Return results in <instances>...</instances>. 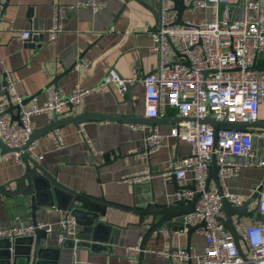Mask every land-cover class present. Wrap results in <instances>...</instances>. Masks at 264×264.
I'll return each mask as SVG.
<instances>
[{
    "label": "crops",
    "instance_id": "1",
    "mask_svg": "<svg viewBox=\"0 0 264 264\" xmlns=\"http://www.w3.org/2000/svg\"><path fill=\"white\" fill-rule=\"evenodd\" d=\"M4 1L8 4H0V84L7 73H15L16 93L24 100L34 97L27 105L35 101L43 103L47 97L44 88L56 77L60 79L51 88L64 94H69L76 85L86 89L97 88L94 94L81 101L77 115L67 110L59 119L50 115L34 118L36 131L45 128L53 120L80 115L101 116L78 124H68L45 134L34 142L32 157L70 190L96 198L103 194L107 202L125 208H132L133 205L145 208L152 199L159 206L177 202V191L179 187L185 186L178 180L176 184L169 181L168 175L146 176L135 183L124 181L136 174L147 175L149 170L154 174L164 172L170 164L184 159L190 153L189 144L168 136L177 124L188 121L177 110L166 107L164 116L152 118L155 120L152 124L136 121L150 119L145 117L142 82L158 65L159 55L153 50V41L145 32V26H157L160 0H141V3L134 0H99L105 3V8L98 12L91 8L69 9L83 0H0V3ZM262 4L264 6V0ZM243 6L241 2L233 7L234 20L244 18ZM54 7L64 8L63 31L57 40L49 42L47 36L43 35L39 39L25 42L21 36L23 31H43L52 25ZM201 18L210 21L212 12L195 10L190 0H185L183 22ZM169 59L177 62L179 56L171 49ZM81 61L77 69L68 71ZM111 70L117 72L120 78H129L132 70H136L139 84L123 95L114 84L98 88ZM255 70L264 76V51L257 56ZM102 117L133 118L135 122ZM257 121L264 122V102L259 106ZM149 126H156L161 134L168 136L163 148L151 154L147 153L145 147ZM249 131L254 135L256 154L264 155V136L261 135L264 131ZM55 134L61 137L63 147L54 146ZM3 155L0 149V186L23 173V166L5 161ZM228 161L244 162V159L230 156ZM213 173L211 170L210 175ZM263 179V169L242 168L238 176L225 180L224 188L246 200ZM211 184L214 185L213 182ZM59 206H63V202L59 205L54 203L53 207L40 209L37 213L38 224L50 225L53 230L47 238V248L53 251L43 252L46 261H40V264H139L138 260L130 263L124 253L127 246L137 244L143 235L142 228L133 226L122 232L118 246L112 250L111 259L104 255L89 256L88 251L81 248H77L74 253L71 248L63 249L59 235L62 232L61 221L66 213ZM76 216L79 224L86 223L90 218L82 212ZM183 217L174 218L173 221L182 222ZM101 220L125 226L138 223L140 219L135 214L106 208L105 217ZM250 223L249 220L244 221L246 225ZM30 225L32 218L23 207L22 198L0 194V231L22 229ZM80 229L81 226H77L76 235ZM175 230L180 228L172 227V239L163 231L158 241L155 236L148 239L142 264H188L158 257L150 252L151 249H186L189 246V252L193 255L192 262L202 255L205 239L198 230L191 234L189 240L187 230L182 234H177ZM0 244L6 245L5 241H0ZM15 263L12 258L10 264ZM16 264H25L24 256H20Z\"/></svg>",
    "mask_w": 264,
    "mask_h": 264
},
{
    "label": "built area",
    "instance_id": "2",
    "mask_svg": "<svg viewBox=\"0 0 264 264\" xmlns=\"http://www.w3.org/2000/svg\"><path fill=\"white\" fill-rule=\"evenodd\" d=\"M195 10L211 11L212 19L201 18L196 21L177 23V15L169 0H160L159 21L156 27L146 24L145 32L153 41V50L159 55V63L153 72L147 75L142 84L144 87L145 117L159 118L165 114V108L177 110L182 118L188 121L177 124L169 132L170 137L190 145V153L184 159L170 164L175 178L183 186H194V191L177 192L176 201L188 204L195 193H201L193 213L185 215L182 228L177 234L186 232L187 227L203 226L198 232L205 239L204 251L195 262L193 255L184 248L173 250L151 249L158 257L188 264H247L238 253L231 234L224 228L220 219L224 217L221 210L222 197L215 185L206 189L210 174V164L215 155L220 166L219 183L223 197L234 206L239 207L245 201L240 195L230 193L224 188L227 178L238 176L242 168L264 170V155L259 156L254 150L251 131L219 129L214 132L213 126L206 123L207 118L216 121L251 123L258 119L259 106L264 102V76L254 69L257 56L264 51V6L262 0H190ZM243 2L244 18L236 21L232 17L233 7ZM74 8H91L98 12L105 8L99 0H83ZM64 8L54 7L52 25L43 31L26 30L22 32L24 41L46 35L49 42L57 40L63 31ZM176 45L179 60L172 64L169 59L170 44ZM82 63L79 62L78 66ZM138 79L136 70L129 78H120L111 70L98 88L114 84L120 94L125 93V85L133 84ZM17 77L9 72L4 77L7 97L16 105H22L24 98L15 91ZM97 88L86 89L76 85L69 94L48 88L46 100L36 101L21 107L20 122L12 120L5 113L7 97H0V139L13 150L3 155L5 161H12L23 166L21 150L35 131L34 118L50 115L61 118L67 110L74 115L79 112L81 101L96 92ZM264 136V134H261ZM168 136L161 134L156 126H149L145 136V147L148 154L163 148ZM215 141L217 143L214 148ZM56 148L63 147L58 134L53 136ZM34 143L28 146L32 152ZM20 150V151H16ZM242 157L244 162L228 161V157ZM148 174H136L125 178L126 182H139ZM256 214L264 218V189L256 205ZM244 218L232 216L231 221L240 237V245L248 262L264 264V223L251 220L244 224ZM62 232L59 243L63 245L73 239L75 243L77 225L75 218L65 215L61 221ZM44 229L52 233L50 225L38 224L22 229L0 231V239L14 241L29 237L35 229ZM166 232V231H163ZM140 241L127 246L125 257L130 263H136L140 254Z\"/></svg>",
    "mask_w": 264,
    "mask_h": 264
},
{
    "label": "water",
    "instance_id": "3",
    "mask_svg": "<svg viewBox=\"0 0 264 264\" xmlns=\"http://www.w3.org/2000/svg\"><path fill=\"white\" fill-rule=\"evenodd\" d=\"M127 2L129 0H126ZM138 3H141V0H134ZM174 5V11L177 13V23L184 24L183 22V12L185 10V0H169ZM6 3V4H5ZM2 6H6L8 2L4 1L0 3ZM43 35L39 37H32L25 42H31L35 40V38L39 39ZM171 49L179 56L174 43L170 44ZM180 57V56H179ZM82 57L80 58V60ZM177 62H172V64H176ZM78 63L74 64L68 71L75 69ZM255 69V66H254ZM60 77L54 78L48 86L44 88L47 90L52 86L56 85ZM139 79H137L133 84L125 85V93H128L132 87H135L139 84ZM5 82L2 81L0 84V97H7ZM34 97L25 99L22 105L13 104L11 99L7 97V107L5 113L11 115L12 120L16 122H20V113L21 107L26 106ZM16 112V114H13ZM100 118L101 116H86L80 115L76 117H70L63 120H53L51 124L42 128L41 130H36L31 135L27 144L21 149L24 151L22 154V163H23V173L18 176L16 179L0 186V194L7 195L10 198H22L23 207L26 211L31 215L32 218V226L37 227V213L41 209L53 207L54 203L61 204L63 202V206H59L60 210L65 211V215L70 214L75 218L76 225L81 226V229L78 231L76 235L77 243L74 241L67 240L63 245V249L71 248V252L77 248L84 249L88 251L89 256H97L104 255L109 259L112 258V250L114 247L118 246L119 238L121 237L122 232L128 231L130 226L138 227L143 229V235L140 237V254L138 257L139 264H142V259L145 251V246L148 239L151 236H155L158 241L161 237L162 231H166L167 234L173 238L172 227L176 226L178 228H182V223L178 221H173L174 218L182 217L188 214H191L195 210V205L199 200L201 193H195L193 199L188 204H182L180 202H174L171 205H163L159 206L156 204L154 199H152L151 203L145 208H137L133 205L132 208H125L117 204H113L111 202H107L103 194L100 197H91L84 194L77 193L69 188L63 186L57 181V177L55 175H51L48 173L41 164L32 157L31 152H28V146L34 143L37 139L44 136L49 132H54L57 129L64 127L68 124H78L87 119L92 118ZM102 119L109 120H117L125 121L127 123L135 122L133 118H119V117H102ZM137 122L149 123L152 124L154 119H139ZM206 123L213 126L215 135L219 129H229V130H242L248 131L251 129H261L264 131V122H251V123H240V122H227V121H216L213 118H207L205 120ZM217 143L215 141L214 148L216 149ZM0 149L3 154L8 152H12L10 148L6 146L0 139ZM20 151V150H16ZM173 162L172 164H174ZM220 166H218L216 162L215 155L212 158L210 164V173L211 170L214 171L213 175L208 176L206 181V189L209 187L211 182L217 187L219 195L222 197V207L221 210L224 214V217L220 219L224 228L231 234L238 249L239 255L247 261V264H253L248 262V259L241 248L240 245V237L238 232L236 231L234 225L232 224L231 217L237 216L239 218H247L256 223H264V218L260 217L256 214V205L258 200L260 199V193L264 189V179L261 184L255 186L253 194L247 198L243 204L239 207L232 206L227 199L223 197V190L219 183L218 173L220 171ZM168 175L169 181L176 184L178 181L175 178L174 171L172 169L165 170L164 172H157L154 174L149 170L148 177H153L156 175ZM14 186V187H13ZM183 190L194 191V186H185L179 187L177 192H181ZM106 208L116 209L123 212H128L130 214H135L139 217V222L135 224H126L125 226H119L116 224H112L109 221H103L101 218L105 217ZM82 212L86 214L90 218L86 223L79 224V220L77 218V213ZM203 225L197 226H189L187 227V236L188 240L193 232L197 231ZM164 229V230H163ZM109 230V231H107ZM177 230H175L176 232ZM109 232V233H108ZM108 238H104V237ZM47 238L48 233L44 229L36 228L34 234L25 237L18 238L13 241V243L8 239H0V241H5V246L0 244V263L10 264L12 258L17 260L20 256H24L25 264H40V261H46L43 257V252H52V249L47 248ZM24 245V247H21ZM55 251V250H54ZM186 251L189 252V246H187ZM15 263V264H16ZM110 263V262H109Z\"/></svg>",
    "mask_w": 264,
    "mask_h": 264
},
{
    "label": "rangeland",
    "instance_id": "4",
    "mask_svg": "<svg viewBox=\"0 0 264 264\" xmlns=\"http://www.w3.org/2000/svg\"><path fill=\"white\" fill-rule=\"evenodd\" d=\"M245 220L244 221H246V220H250V219H247V218H244Z\"/></svg>",
    "mask_w": 264,
    "mask_h": 264
}]
</instances>
